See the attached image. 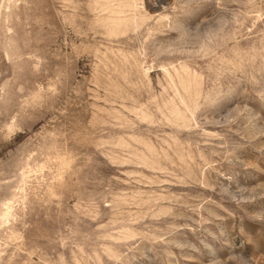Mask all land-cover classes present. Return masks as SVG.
<instances>
[{
  "label": "rangeland",
  "instance_id": "1",
  "mask_svg": "<svg viewBox=\"0 0 264 264\" xmlns=\"http://www.w3.org/2000/svg\"><path fill=\"white\" fill-rule=\"evenodd\" d=\"M0 264H264V0H0Z\"/></svg>",
  "mask_w": 264,
  "mask_h": 264
}]
</instances>
